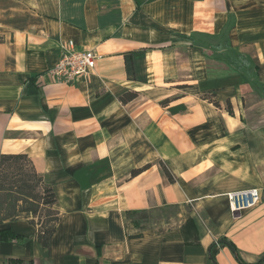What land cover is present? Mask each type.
I'll list each match as a JSON object with an SVG mask.
<instances>
[{
	"label": "crops",
	"instance_id": "obj_1",
	"mask_svg": "<svg viewBox=\"0 0 264 264\" xmlns=\"http://www.w3.org/2000/svg\"><path fill=\"white\" fill-rule=\"evenodd\" d=\"M0 35V153L31 158L60 216L50 249L32 214L5 221L23 241L0 235V264H239L223 240L263 259L264 0H0ZM70 41L96 67L56 80ZM227 53L258 67L254 84ZM254 189L233 213L228 196Z\"/></svg>",
	"mask_w": 264,
	"mask_h": 264
},
{
	"label": "trees",
	"instance_id": "obj_2",
	"mask_svg": "<svg viewBox=\"0 0 264 264\" xmlns=\"http://www.w3.org/2000/svg\"><path fill=\"white\" fill-rule=\"evenodd\" d=\"M229 29L228 25L223 34H226ZM4 41L5 38L0 35V43H4ZM226 60L234 71L242 74L250 83L254 84L259 69L249 57L244 54L227 53ZM137 97L138 93L127 92L120 98V101L123 104H128ZM201 98L210 100L217 108H220V104L217 101H213L210 94L204 93ZM168 102L165 101L161 104L165 105ZM226 105V111L232 116L234 113L231 103L228 101ZM160 164L167 181L174 183L175 177L173 174L163 163ZM147 169L149 167L134 171L132 175L138 176ZM56 201L57 198L53 188L45 181L44 176L37 172L33 161L27 154L0 153V227L5 221L13 218L18 213H30L34 217L31 224L39 226L36 240L44 248L50 249L51 239L60 220L59 213L54 210ZM132 214L140 213L133 212ZM0 235L5 241H23L22 237L15 235L10 230H0ZM216 246L217 244H213L209 250V257L213 262H215L214 249ZM231 247L239 264H247L239 256L233 244H231ZM9 262L11 264H23L18 260H10ZM256 264H264V257Z\"/></svg>",
	"mask_w": 264,
	"mask_h": 264
},
{
	"label": "built area",
	"instance_id": "obj_3",
	"mask_svg": "<svg viewBox=\"0 0 264 264\" xmlns=\"http://www.w3.org/2000/svg\"><path fill=\"white\" fill-rule=\"evenodd\" d=\"M97 55L91 50H77L70 41L63 48L58 63L49 71L56 80L71 81L86 77L96 67ZM233 213L245 211L260 200V193L254 189L247 192L232 193L228 196Z\"/></svg>",
	"mask_w": 264,
	"mask_h": 264
},
{
	"label": "rangeland",
	"instance_id": "obj_4",
	"mask_svg": "<svg viewBox=\"0 0 264 264\" xmlns=\"http://www.w3.org/2000/svg\"><path fill=\"white\" fill-rule=\"evenodd\" d=\"M213 101H216V100H213ZM227 108V105L225 104V109ZM170 213H174V210L171 209H162V210H159V211H155V214L152 213L150 215H144L143 217H140V219L145 223V224H153L154 222H159L160 219Z\"/></svg>",
	"mask_w": 264,
	"mask_h": 264
},
{
	"label": "water",
	"instance_id": "obj_5",
	"mask_svg": "<svg viewBox=\"0 0 264 264\" xmlns=\"http://www.w3.org/2000/svg\"><path fill=\"white\" fill-rule=\"evenodd\" d=\"M221 243L224 244V245H227V246H230L231 247L230 243L227 242V241H225V240L221 241Z\"/></svg>",
	"mask_w": 264,
	"mask_h": 264
}]
</instances>
